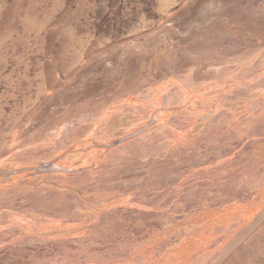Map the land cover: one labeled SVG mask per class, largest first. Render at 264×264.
I'll list each match as a JSON object with an SVG mask.
<instances>
[{"label":"rangeland","instance_id":"1","mask_svg":"<svg viewBox=\"0 0 264 264\" xmlns=\"http://www.w3.org/2000/svg\"><path fill=\"white\" fill-rule=\"evenodd\" d=\"M0 264H264V0H0Z\"/></svg>","mask_w":264,"mask_h":264},{"label":"water","instance_id":"2","mask_svg":"<svg viewBox=\"0 0 264 264\" xmlns=\"http://www.w3.org/2000/svg\"><path fill=\"white\" fill-rule=\"evenodd\" d=\"M156 120H152L150 123H148L147 125H145L141 130H138L135 133L132 134H127L121 138H118L114 141H112L111 143H109L108 145H106L107 149H110L111 147H114L130 138H132L134 135H138L140 132L145 131L147 128H149L153 123H155ZM38 170L41 171H55V172H67V173H71L72 171H74L72 168H64V167H55L53 166V164H43L42 166H40L39 168H37ZM5 173H9V174H13L12 171H3Z\"/></svg>","mask_w":264,"mask_h":264}]
</instances>
